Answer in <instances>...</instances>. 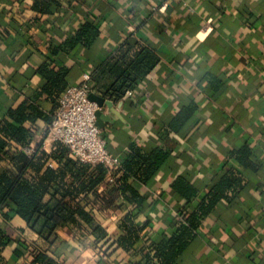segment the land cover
I'll return each instance as SVG.
<instances>
[{
    "label": "crops",
    "instance_id": "crops-1",
    "mask_svg": "<svg viewBox=\"0 0 264 264\" xmlns=\"http://www.w3.org/2000/svg\"><path fill=\"white\" fill-rule=\"evenodd\" d=\"M34 1L0 0V124L9 109L32 99L46 85L37 67L47 61L50 17L34 11ZM62 1H71L72 6L64 5L51 17L58 21L62 37L84 22L101 34L93 51L60 56L61 62L72 66L71 85L81 83L84 74L92 76L126 38L153 48L160 57L154 77L135 94L112 101L114 112L103 108L111 122L102 128V136L112 153L123 154L131 143L146 144L156 137V127L171 121L185 101L193 100L199 111L184 137L172 144V177L188 175L207 186L228 163L227 154L246 145L260 164V170L253 172L229 160L246 177V190L233 208L221 206L220 213L205 223L180 264H264V0ZM204 73L224 77L226 88L219 98L203 81ZM42 107L48 112L52 108L46 102ZM34 130L33 148L47 125L39 122ZM51 148L45 142L46 152ZM170 183L158 175L150 191L154 203L140 218V223L151 221L144 234L153 239L168 231L169 219L182 206L169 191ZM106 191L107 186L99 189L100 194ZM90 209L108 237L122 235L120 223L130 205L103 208L97 201ZM0 228L12 239L2 253L5 264H32L31 258L15 254L31 244L62 264H96V236L89 229L85 240L71 228L59 229L57 241L48 245L18 217L11 222L0 218ZM141 259V255L124 259L115 255L107 261L136 264Z\"/></svg>",
    "mask_w": 264,
    "mask_h": 264
},
{
    "label": "trees",
    "instance_id": "trees-1",
    "mask_svg": "<svg viewBox=\"0 0 264 264\" xmlns=\"http://www.w3.org/2000/svg\"><path fill=\"white\" fill-rule=\"evenodd\" d=\"M67 4L72 6L71 1L62 0H35L32 5L34 11L50 17L47 61L37 67L46 85L32 99L9 109L0 124V218L6 222L22 219L48 245L57 241L59 229L71 228L84 240L89 229L96 236V264H109L107 260L115 255L123 259L141 255L136 264H180L205 223L220 213L221 206L233 208L246 190V177L230 166L229 160L253 172L260 170V164L253 158L252 147L246 145L227 154L228 163L207 186L188 175L172 177V144L178 141L177 137H184L199 111L193 100L185 101L171 121L156 127V137L146 144L131 143L121 155L112 153L108 145L110 153L122 159L121 167L112 173L114 183L108 182L109 171L104 165L79 162L62 144L53 143L51 151L46 152V137L36 143L32 156L26 154L24 149L36 140V125L43 122L49 127L61 96L71 86L72 66L61 62L60 56L77 50L91 52L101 36L93 24L84 22L62 37L58 21L51 17ZM159 64L160 57L153 48L126 38L93 69L90 92L120 102L154 77ZM202 79L216 99L226 88L221 75L204 73ZM44 102L50 103L49 112L43 109ZM160 174L170 180L169 191L181 200L182 206L169 219L168 231L153 239L144 234L151 221L140 223V218L154 203L150 191ZM102 186H107L104 194L99 193ZM97 201L103 208L131 206L120 223L122 235L117 239L108 237L90 209L91 203ZM120 201L125 204L120 205ZM141 241L142 246H138ZM11 243V237L0 228V264H5L2 253ZM15 254L31 258L32 264H62L37 244L26 246L23 251L18 248Z\"/></svg>",
    "mask_w": 264,
    "mask_h": 264
},
{
    "label": "built area",
    "instance_id": "built-area-1",
    "mask_svg": "<svg viewBox=\"0 0 264 264\" xmlns=\"http://www.w3.org/2000/svg\"><path fill=\"white\" fill-rule=\"evenodd\" d=\"M91 75L84 74L81 83L71 85L61 96L53 120L43 133L50 144L66 146L71 156L85 164H102L109 171L108 182L114 183L113 171L121 167L122 159L108 150V142L97 125L99 107L89 100ZM32 156L34 148L24 149Z\"/></svg>",
    "mask_w": 264,
    "mask_h": 264
},
{
    "label": "water",
    "instance_id": "water-1",
    "mask_svg": "<svg viewBox=\"0 0 264 264\" xmlns=\"http://www.w3.org/2000/svg\"><path fill=\"white\" fill-rule=\"evenodd\" d=\"M89 100L93 103H96L99 107V110L96 113L97 125L100 128H105L106 124L111 122V119L109 116L104 114L103 108L108 107V108H110L111 111L114 112L112 101L107 100L106 98H104V97H102L96 93H91L89 95Z\"/></svg>",
    "mask_w": 264,
    "mask_h": 264
}]
</instances>
